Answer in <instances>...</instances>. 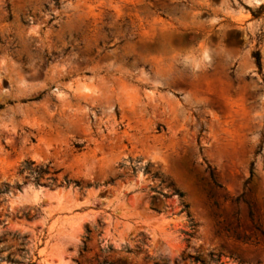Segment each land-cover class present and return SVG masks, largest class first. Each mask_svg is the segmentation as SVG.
Returning <instances> with one entry per match:
<instances>
[{
    "label": "rangeland",
    "instance_id": "374dc122",
    "mask_svg": "<svg viewBox=\"0 0 264 264\" xmlns=\"http://www.w3.org/2000/svg\"><path fill=\"white\" fill-rule=\"evenodd\" d=\"M30 262L264 264V0H0V264Z\"/></svg>",
    "mask_w": 264,
    "mask_h": 264
},
{
    "label": "trees",
    "instance_id": "16d2710c",
    "mask_svg": "<svg viewBox=\"0 0 264 264\" xmlns=\"http://www.w3.org/2000/svg\"><path fill=\"white\" fill-rule=\"evenodd\" d=\"M23 168H25V167L21 166V169H23ZM209 181L212 184V187H221V185L214 179V176L210 171H209ZM175 192H177L179 196L182 195V193L179 192L178 190H175ZM209 197L212 198V195H209ZM237 199H238V197H235L233 201L236 202ZM243 201L247 205V217L249 218L250 221H252L253 220V210L251 208V205L249 203H247L245 200H243ZM212 204L214 206H217V201L213 199ZM234 215H237V211L234 212ZM253 227L255 229L259 230V232L261 234H263V230L260 228V224H253ZM194 260L196 261L197 257H194ZM217 261H218V257H215L214 262L217 263ZM28 264H34V263L30 262Z\"/></svg>",
    "mask_w": 264,
    "mask_h": 264
}]
</instances>
